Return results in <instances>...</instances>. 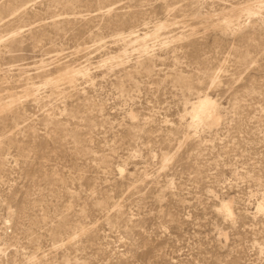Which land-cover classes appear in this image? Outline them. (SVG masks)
I'll return each mask as SVG.
<instances>
[{"label":"rangeland","instance_id":"374dc122","mask_svg":"<svg viewBox=\"0 0 264 264\" xmlns=\"http://www.w3.org/2000/svg\"><path fill=\"white\" fill-rule=\"evenodd\" d=\"M261 205L264 0H0V264H264Z\"/></svg>","mask_w":264,"mask_h":264},{"label":"bare ground","instance_id":"6f19581e","mask_svg":"<svg viewBox=\"0 0 264 264\" xmlns=\"http://www.w3.org/2000/svg\"><path fill=\"white\" fill-rule=\"evenodd\" d=\"M145 36L146 35H144V37ZM145 38L140 39V36L135 37V39H140V40H144ZM191 121H192L191 122L192 124L193 123H195V124L203 123L206 125V127H208V126L210 127L212 125H216L218 118L215 114V110H214V107H212V104H210L209 101L204 99V100H198L192 106V108H191ZM258 211H260V213L261 212L264 213V206L263 205L259 206ZM219 212L230 214L229 209L225 206H222V208Z\"/></svg>","mask_w":264,"mask_h":264}]
</instances>
